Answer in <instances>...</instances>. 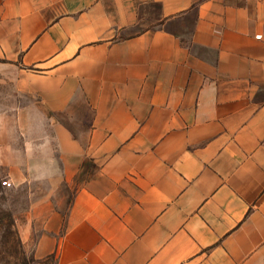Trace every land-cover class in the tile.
<instances>
[{
  "label": "crops",
  "instance_id": "1",
  "mask_svg": "<svg viewBox=\"0 0 264 264\" xmlns=\"http://www.w3.org/2000/svg\"><path fill=\"white\" fill-rule=\"evenodd\" d=\"M155 1L0 0V86L78 182L33 264H264V0Z\"/></svg>",
  "mask_w": 264,
  "mask_h": 264
},
{
  "label": "rangeland",
  "instance_id": "2",
  "mask_svg": "<svg viewBox=\"0 0 264 264\" xmlns=\"http://www.w3.org/2000/svg\"><path fill=\"white\" fill-rule=\"evenodd\" d=\"M134 7L139 20L130 32L144 31L160 24L161 5L155 0H135ZM20 110L17 92L10 85H1L0 160L7 161H0V264L36 262L32 247L43 229L42 219L48 207L39 205L33 209V206L46 197L68 209L78 186V182H72L68 188H59L54 178L59 170L38 159L43 153L40 143L46 133L41 130L44 116L35 108L28 113ZM27 141L31 142L29 148ZM54 148L53 143L47 148V154L53 153ZM43 172L44 178L41 177ZM5 181L12 184L9 186ZM66 209L62 213L65 214ZM22 238H29V244L25 246Z\"/></svg>",
  "mask_w": 264,
  "mask_h": 264
},
{
  "label": "trees",
  "instance_id": "3",
  "mask_svg": "<svg viewBox=\"0 0 264 264\" xmlns=\"http://www.w3.org/2000/svg\"><path fill=\"white\" fill-rule=\"evenodd\" d=\"M52 258H54V255H53V256H49V257L43 259L42 261H44V262H48V261H50Z\"/></svg>",
  "mask_w": 264,
  "mask_h": 264
},
{
  "label": "built area",
  "instance_id": "4",
  "mask_svg": "<svg viewBox=\"0 0 264 264\" xmlns=\"http://www.w3.org/2000/svg\"><path fill=\"white\" fill-rule=\"evenodd\" d=\"M5 183L7 184V185H11L12 183L11 182H9V181H5Z\"/></svg>",
  "mask_w": 264,
  "mask_h": 264
}]
</instances>
